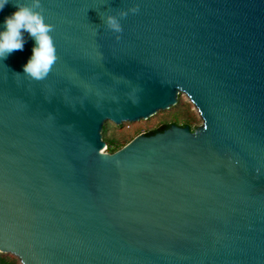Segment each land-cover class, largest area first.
I'll use <instances>...</instances> for the list:
<instances>
[{
	"label": "water",
	"instance_id": "water-1",
	"mask_svg": "<svg viewBox=\"0 0 264 264\" xmlns=\"http://www.w3.org/2000/svg\"><path fill=\"white\" fill-rule=\"evenodd\" d=\"M42 5L59 57L48 78L22 75L27 34L0 61V253L264 264V0ZM133 5L122 33L104 27L100 16ZM15 10H0V30ZM181 94L203 121L196 131L173 125L104 152L107 122L148 120Z\"/></svg>",
	"mask_w": 264,
	"mask_h": 264
},
{
	"label": "clouds",
	"instance_id": "clouds-1",
	"mask_svg": "<svg viewBox=\"0 0 264 264\" xmlns=\"http://www.w3.org/2000/svg\"><path fill=\"white\" fill-rule=\"evenodd\" d=\"M12 2L16 8L14 12L4 18L3 30H0V61L14 51H23L26 43L25 34L33 41L31 56L22 66L23 76L29 81H43L48 78L59 57L52 33L55 25L46 22L42 0H0V10L6 4ZM139 11V5H133L128 9H120L115 14L108 12L100 16L104 27L116 34L123 32L121 20L129 13ZM120 38L119 35L116 37ZM20 76L21 73H15Z\"/></svg>",
	"mask_w": 264,
	"mask_h": 264
},
{
	"label": "trees",
	"instance_id": "trees-1",
	"mask_svg": "<svg viewBox=\"0 0 264 264\" xmlns=\"http://www.w3.org/2000/svg\"><path fill=\"white\" fill-rule=\"evenodd\" d=\"M158 113L146 120L145 125L140 123L121 125L119 128L122 129V132L118 137H116L114 129H110V127L105 125L102 137L107 145L106 151L115 153L142 133L151 136L163 132L173 125L188 126L193 132L196 131V126L198 125L197 112L194 110L192 103L185 101L180 96L175 106ZM0 264H21V262L14 255L0 253Z\"/></svg>",
	"mask_w": 264,
	"mask_h": 264
},
{
	"label": "rangeland",
	"instance_id": "rangeland-1",
	"mask_svg": "<svg viewBox=\"0 0 264 264\" xmlns=\"http://www.w3.org/2000/svg\"><path fill=\"white\" fill-rule=\"evenodd\" d=\"M180 97H181L182 99H184L185 101L190 102L189 98H188L186 95L181 94ZM190 103H191V102H190ZM193 106H194V105H193ZM194 110L197 112L195 106H194ZM159 113H160V112H159ZM159 113H158V114H159ZM197 120H198V125L196 126V130H197L199 127H201V126H202V123H203V121H202V119H201V117H200V115H199L198 112H197ZM136 123L144 124V123H146V120H142V121H139V122H136ZM126 124H128V123H124V124H122V126H125ZM105 125L108 126V127H110V129H114L113 131H114L116 137L120 136V134H121V132H122V129L119 128L120 126H117V125L114 124L113 122H107ZM144 125H145V124H144ZM154 128H155V126H154ZM142 134H144V133H142ZM104 152H105V153H109V152H107V151H105V150H104Z\"/></svg>",
	"mask_w": 264,
	"mask_h": 264
},
{
	"label": "built area",
	"instance_id": "built-area-1",
	"mask_svg": "<svg viewBox=\"0 0 264 264\" xmlns=\"http://www.w3.org/2000/svg\"><path fill=\"white\" fill-rule=\"evenodd\" d=\"M107 147L105 148V151H106Z\"/></svg>",
	"mask_w": 264,
	"mask_h": 264
}]
</instances>
